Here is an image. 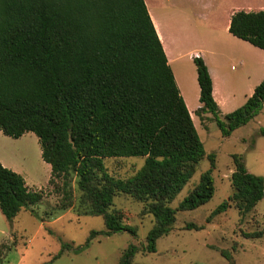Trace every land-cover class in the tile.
<instances>
[{"label": "trees", "instance_id": "16d2710c", "mask_svg": "<svg viewBox=\"0 0 264 264\" xmlns=\"http://www.w3.org/2000/svg\"><path fill=\"white\" fill-rule=\"evenodd\" d=\"M229 30L264 50V9L236 11ZM194 61L202 102L197 114L213 113L224 136L264 107L263 80L244 105L221 117L210 70L201 56ZM0 129L14 138L38 136L52 167L49 183L62 194L61 209L104 217L105 229L93 230L90 240L137 234L120 211L111 210L115 196L124 193L154 216L143 250L156 252L177 212L204 205L216 191V154L206 151L145 0H0ZM127 156L145 157L135 175L107 172L106 158ZM206 157L211 167L172 207ZM234 164L233 193L212 215L233 205L246 215L264 198V177L239 154ZM44 197L43 189H32L0 161V209L9 221ZM263 235L264 229L254 234ZM139 250L130 244L119 264H132ZM221 253L232 261L228 250Z\"/></svg>", "mask_w": 264, "mask_h": 264}, {"label": "rangeland", "instance_id": "374dc122", "mask_svg": "<svg viewBox=\"0 0 264 264\" xmlns=\"http://www.w3.org/2000/svg\"><path fill=\"white\" fill-rule=\"evenodd\" d=\"M224 1L230 3L236 0ZM186 2L184 10L193 20L190 34L197 37H209L214 32L218 37L225 34L223 16H218L215 31L211 21L199 16L205 11L204 3H211L212 0ZM239 2L254 6L264 0ZM158 3L162 10H169L174 15L173 30L178 33L180 25L175 22L179 15L177 8L174 7L172 11L171 7L161 4V0ZM232 58L227 68L230 76L240 70L238 60L235 56ZM180 62L191 78L187 98L192 105L198 101V88L193 79L195 75L197 77V66L186 54ZM233 66L238 69L234 70ZM196 125L207 153L216 154V167L213 170L216 191L204 205L177 212V220L170 233L157 241L156 252L143 250L149 231L155 224L154 216L144 213V202L119 193L111 207V210L124 215L126 223L137 228L136 235L124 231L112 235L100 234L90 240L93 230L105 229L104 217L80 215L73 207L61 209L62 194L56 190L55 184L49 183L51 171L44 164L38 136L34 132H27L20 138H14L0 132V159L6 164L0 161L21 173L32 189L45 191L40 203L24 207L13 222L0 209V264H119L130 244L140 247L132 264H264V235L254 236L264 229V198L246 215H241L234 205L223 213L212 215L233 193L231 176L235 170V154L242 156L251 172L264 177V135L261 134L264 107L250 122L234 130L230 136L222 134L214 114L210 112H202L201 118L197 115ZM144 164V156L105 159L107 172L123 179L135 175ZM210 167L209 158H204L193 178L170 205L177 208L199 182L201 174ZM76 181L77 177L74 176L72 186L77 196L79 190ZM223 249L232 254V261L222 255Z\"/></svg>", "mask_w": 264, "mask_h": 264}, {"label": "crops", "instance_id": "0c3cea01", "mask_svg": "<svg viewBox=\"0 0 264 264\" xmlns=\"http://www.w3.org/2000/svg\"><path fill=\"white\" fill-rule=\"evenodd\" d=\"M157 1L145 0L168 56L177 84L195 124L198 115L197 110L202 106L200 101L201 88L197 79V71V77L195 75L193 79L198 88V101L191 105L187 98L188 83L191 78L187 76L184 66L180 62L185 54L193 61L196 56H201L205 60L213 79L214 97L220 106L222 117L244 105L248 98L254 94L256 87L264 80V50L247 40L235 36L230 32L229 28L232 15L236 11H258L264 9V2L257 3L254 6L248 3L241 4L239 0L230 1V3H225L224 0H212L211 3L205 2L203 5L205 11L200 13L199 16L211 21L214 31L218 16H223L225 34L218 37L216 32H214L209 37H197L189 32L191 21L193 20L184 10L187 5L186 0H161V4H164L165 7H171L172 11L174 7L177 8L179 15L176 17L175 22L180 25L178 33L173 30L172 21L175 20L174 15L169 10H162ZM188 48L192 49L183 53ZM233 56L238 60L240 70L235 75L230 76L227 74V68L229 59H233ZM174 67L177 68L174 70ZM232 68L234 70L238 69L235 66ZM0 132H2L1 129ZM2 162L6 164L3 160ZM44 164L52 174L51 165L46 161Z\"/></svg>", "mask_w": 264, "mask_h": 264}]
</instances>
